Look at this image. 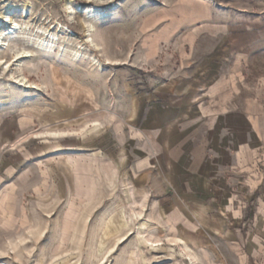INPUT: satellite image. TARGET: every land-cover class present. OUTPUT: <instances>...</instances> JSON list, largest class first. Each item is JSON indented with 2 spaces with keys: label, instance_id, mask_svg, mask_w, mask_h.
<instances>
[{
  "label": "crops",
  "instance_id": "obj_1",
  "mask_svg": "<svg viewBox=\"0 0 264 264\" xmlns=\"http://www.w3.org/2000/svg\"><path fill=\"white\" fill-rule=\"evenodd\" d=\"M178 50L114 119L69 87L0 123V244L25 198L58 204L99 176L139 214V264H264V0Z\"/></svg>",
  "mask_w": 264,
  "mask_h": 264
},
{
  "label": "rangeland",
  "instance_id": "obj_2",
  "mask_svg": "<svg viewBox=\"0 0 264 264\" xmlns=\"http://www.w3.org/2000/svg\"><path fill=\"white\" fill-rule=\"evenodd\" d=\"M249 1L0 0V35L18 25L11 51L0 53V59L12 63L20 49L31 56L21 70L7 71L0 63V123L50 106L69 87L114 119L128 93L158 81L164 67H179L178 48L188 30L200 22L226 20ZM91 9L107 17L93 21ZM90 24L101 51L87 44ZM40 38L53 42V48L39 47ZM81 45L90 51L75 61L72 51ZM20 76L35 88L19 86L15 78ZM80 177L73 198L38 204L27 197L20 209L13 207L0 264H139L143 233L136 212L121 207L129 201L122 200L111 180Z\"/></svg>",
  "mask_w": 264,
  "mask_h": 264
},
{
  "label": "bare ground",
  "instance_id": "obj_3",
  "mask_svg": "<svg viewBox=\"0 0 264 264\" xmlns=\"http://www.w3.org/2000/svg\"><path fill=\"white\" fill-rule=\"evenodd\" d=\"M87 13L90 16V19H92L93 21H98L100 19H104V18L107 17L105 13H102L101 11H97V10H94V9L93 10L91 9L90 11H87ZM17 26L18 25H15V27L13 26L14 28L11 27L10 29L6 30L4 33L1 32V35H0V53H5V52L8 53V51L11 49L10 48L9 41L11 39L13 40L14 38H16V36L18 34V31H17L18 28L16 29ZM43 32L46 33V34L48 33L47 30H43L42 33ZM86 32H87V44L89 45V47H91L92 49H94L96 51H101L102 49H101L100 45L96 44L95 41H94V39H93V37H92L93 36V33L95 32V26H94V24L88 25ZM49 35L51 37L53 36V38L56 37V35H54L52 33H49ZM38 46L39 47H43V48L44 47H50V46H52V48H53V42H51L50 40L47 41L46 39H41L40 38L39 39ZM78 48H79L78 50L76 49V50H73L72 51L73 57H74L75 61H79L81 59H84L86 57L85 51H87V52L90 51L87 48L83 47L82 45L79 46ZM63 51H65V49H63L62 52ZM28 57H31L30 56V52L21 51V49H20V51H17L16 52V55H15V58H14L15 59L14 62H12V63L10 61H5L4 62V61H2V59H0V63L5 66V69L7 71L10 70L13 66H15V69L14 70H16V68L19 69V70H21V68L23 67L22 65L24 64L25 60ZM93 61H94V63H95L96 66H98L100 68L102 67L101 62L98 59L94 58ZM106 61L108 63L110 62V60L107 57H106ZM15 80H16V83L19 86L28 87V88H35L34 86H31V84L29 83V81L25 77H23V76L16 77ZM133 216L135 218H138L139 214L134 213ZM138 231H139V229H138Z\"/></svg>",
  "mask_w": 264,
  "mask_h": 264
}]
</instances>
